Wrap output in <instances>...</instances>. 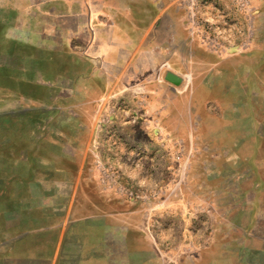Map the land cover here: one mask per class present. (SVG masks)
<instances>
[{"label":"crops","instance_id":"0c3cea01","mask_svg":"<svg viewBox=\"0 0 264 264\" xmlns=\"http://www.w3.org/2000/svg\"><path fill=\"white\" fill-rule=\"evenodd\" d=\"M251 2L261 44L216 52L190 36L179 0H0V264L170 263L152 214L211 210L201 195L222 167L170 180L177 198L154 207L104 191L96 158L148 182L138 169L168 166L175 140L233 149L264 67V0ZM199 240L173 264H264Z\"/></svg>","mask_w":264,"mask_h":264},{"label":"rangeland","instance_id":"374dc122","mask_svg":"<svg viewBox=\"0 0 264 264\" xmlns=\"http://www.w3.org/2000/svg\"><path fill=\"white\" fill-rule=\"evenodd\" d=\"M231 15L235 17V14ZM186 22L185 15V25L189 33ZM255 29V38L245 52L254 49L262 42L257 38L260 28L256 26ZM258 69L253 80L251 78V81L258 85L255 84L254 92L250 95L248 118L246 121L236 123V125L239 124L238 134L232 138V150L214 152L207 147L199 148L194 138L175 140L172 149L166 154L168 166L151 170V172L138 169L139 175L145 173L151 175L148 182L140 181L141 176L131 177L122 169L112 165L108 167V171L101 169V172L96 167L99 184L101 177L108 182H113L111 173H119V181L122 185L136 188L137 201L146 202L154 207L160 203L157 199L163 194L167 195L168 202L177 198L179 188L174 186L175 181L170 180H178L205 170L211 177L214 171H210L209 167H222L224 177L221 183L215 185L217 189L211 191L207 199L206 195H201L204 206L211 210L205 207L197 209L195 216L190 218H184L183 215L175 217L172 212L164 211L161 214L158 212L152 214L150 226H148L150 234L154 241L159 242L162 250L172 257L169 264H173L175 256L180 255L182 251L185 252L193 242L197 243L199 239L201 242L211 239L217 242L227 241L234 245L239 244L237 251L240 250V253H244V256L251 261L264 260V249L259 248L260 242H264V67ZM1 96L0 89V110ZM108 123L110 124L111 121ZM168 178L170 185L163 184L162 179ZM229 192H232L233 197ZM240 193L245 195L241 197L238 195ZM119 197L129 200L123 196ZM220 211L225 216H220L223 215L219 213ZM235 253L232 254L234 257H236Z\"/></svg>","mask_w":264,"mask_h":264},{"label":"built area","instance_id":"2783aa9c","mask_svg":"<svg viewBox=\"0 0 264 264\" xmlns=\"http://www.w3.org/2000/svg\"><path fill=\"white\" fill-rule=\"evenodd\" d=\"M179 5L186 15L190 36L205 48L216 52H226L231 48L245 51L250 48L256 31V9L251 0H179ZM231 14H235V17ZM109 166L96 158V167L100 172L101 169L108 171ZM111 174L113 182L101 177L100 186L105 191L113 192V195L137 200L136 188L122 185L119 173Z\"/></svg>","mask_w":264,"mask_h":264},{"label":"water","instance_id":"95a60500","mask_svg":"<svg viewBox=\"0 0 264 264\" xmlns=\"http://www.w3.org/2000/svg\"><path fill=\"white\" fill-rule=\"evenodd\" d=\"M166 78H167L170 82H172V83H174V84H177V83L180 81V77H179L177 74L172 73V72H169V73L166 75Z\"/></svg>","mask_w":264,"mask_h":264},{"label":"trees","instance_id":"16d2710c","mask_svg":"<svg viewBox=\"0 0 264 264\" xmlns=\"http://www.w3.org/2000/svg\"><path fill=\"white\" fill-rule=\"evenodd\" d=\"M0 72H1V70H0ZM5 75L4 74H2V72H1V80H0V83H2V80H3V77H4Z\"/></svg>","mask_w":264,"mask_h":264}]
</instances>
